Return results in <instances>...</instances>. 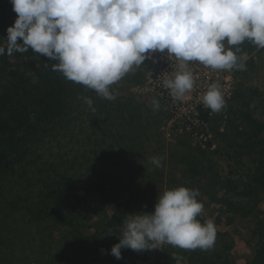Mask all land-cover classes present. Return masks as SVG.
<instances>
[{"label": "clouds", "instance_id": "clouds-1", "mask_svg": "<svg viewBox=\"0 0 264 264\" xmlns=\"http://www.w3.org/2000/svg\"><path fill=\"white\" fill-rule=\"evenodd\" d=\"M16 14L6 29L7 50L0 56L29 52L48 58L53 70L67 80L116 99L111 88L153 53L176 58L178 70L163 80L175 100L194 87L190 62L213 70H245L236 53L245 41L264 49V0H10ZM4 40V39H3ZM234 48V50H233ZM49 63H45L48 67ZM91 107L93 101L82 98ZM203 104L213 112L225 106L219 86L209 85ZM159 110V100H152ZM150 162L161 166L160 157ZM198 189L183 186L165 190L151 213L128 214L122 237L110 249L117 260L121 250L156 249L167 243L185 250H210L216 226L198 217L203 204ZM104 251L103 249L101 250Z\"/></svg>", "mask_w": 264, "mask_h": 264}, {"label": "trees", "instance_id": "trees-1", "mask_svg": "<svg viewBox=\"0 0 264 264\" xmlns=\"http://www.w3.org/2000/svg\"><path fill=\"white\" fill-rule=\"evenodd\" d=\"M15 19L10 0H0V46L5 50L7 45L2 35ZM238 47L241 51L236 54L240 57L242 52L248 54L255 50L251 41ZM45 63H49L48 67ZM51 63L55 62L31 50L0 56V195L5 192L12 205L10 208L19 209L25 223L36 231L38 238L33 237L32 248L41 251L49 248V251L52 248L49 241L55 238L69 254L63 258L68 264H123V249L120 260L110 254V249L118 243L127 215L134 214V209L139 211L142 204L137 206L132 195L129 206L121 210L117 205L101 230L89 232L99 208L93 198H103L108 192L104 200L117 203L122 181L101 168L99 146L105 141L104 137L110 136L99 124L97 130L94 127L89 132L84 127L82 108L86 103L82 98L93 101L94 109L88 114L95 119L101 97L94 90L64 78L62 73L53 70ZM113 109L110 113L122 118L123 113ZM202 117L206 121L210 119ZM250 128L253 132L247 139L248 148L256 159L243 189L248 200L257 194L264 197V138L259 137L264 129L255 123ZM113 135L112 132L111 137ZM120 136L125 141L126 136ZM87 142L94 148L89 167L86 165ZM18 167H21L19 174L16 173ZM201 168L199 162L188 165L187 171L194 176ZM13 175L18 176L13 178ZM4 178L10 180L4 182ZM190 182L188 184L194 185V181ZM108 186L111 187L107 191ZM223 205L228 212L224 218L227 224H232L235 218L255 214L248 202L243 205L224 201ZM198 219L204 223L200 216ZM248 238L252 257L243 263L224 254L226 247L209 253L167 244L158 251L154 264H264V212L250 229ZM1 248H7L2 235L0 257H5Z\"/></svg>", "mask_w": 264, "mask_h": 264}, {"label": "rangeland", "instance_id": "rangeland-1", "mask_svg": "<svg viewBox=\"0 0 264 264\" xmlns=\"http://www.w3.org/2000/svg\"><path fill=\"white\" fill-rule=\"evenodd\" d=\"M6 37L5 32L2 40L7 45ZM163 54L168 55L165 59L173 57L166 52ZM160 55L162 54L153 53L141 66H135L119 82L112 85L116 99L107 100L101 97V107L96 109L97 113L100 110L97 118L92 119L88 114L93 107L85 104L82 108L86 131L89 132L94 127L97 130L99 127L96 125L99 124L110 137L113 132L114 137H104L105 141L99 146L101 168L106 172L111 171L122 181L117 203L104 200L109 196L108 192L103 198H93L99 208L96 221L89 232L101 230L117 205L121 206V210L126 205L129 206L132 195L136 198L137 206L142 204L139 211L134 209V214L151 213L157 198L165 190L180 186L198 189L197 199L204 208L200 217L204 223L209 219L213 220L216 226V241L208 250L209 253L215 252L216 248L226 247L224 254L237 263H243L252 257L249 231L264 212L263 195L257 194L248 200L243 191L256 159L248 148L250 141L247 142V139L253 132L250 125L259 124L264 129V49L255 45L254 51L248 54L242 52L245 70H231L234 79L233 95L209 119L208 127L214 148L206 149L200 148L183 132L169 131L166 126V102L160 89L163 87V80L171 75L162 71L163 66L153 69V62ZM173 59L176 60L175 57ZM159 68L161 73L158 74ZM154 79L159 83L156 84ZM153 99L159 100V110H153ZM113 108L123 113L122 118L110 113ZM120 135L126 136L125 141ZM259 137L264 138V130L259 133ZM85 149L86 165L89 167L94 148L87 142ZM42 154L44 156L45 152ZM152 157L161 158L160 167L150 162ZM199 162L202 168L192 176L187 167ZM28 167L32 169L31 165ZM20 170L21 167L16 168V173L19 174ZM16 176L18 175H13V178ZM9 180L3 179L4 182ZM190 181H194V185L188 184L192 183ZM110 187H107V191ZM224 201L243 205L248 202L255 214L244 219L235 218L232 224H227L224 218L228 212L223 205ZM10 205L9 198L3 192L0 195V235L7 248H1L5 257H0V264H68L63 258L69 254L55 238L52 242L49 241L52 243L49 251V248L44 251L32 248L33 237L38 238L36 231L25 223L22 212L19 209L13 211ZM122 232L123 228L120 238ZM165 245L167 243L139 253L123 249V264H154L158 251ZM49 254L54 256L48 257Z\"/></svg>", "mask_w": 264, "mask_h": 264}, {"label": "built area", "instance_id": "built-area-1", "mask_svg": "<svg viewBox=\"0 0 264 264\" xmlns=\"http://www.w3.org/2000/svg\"><path fill=\"white\" fill-rule=\"evenodd\" d=\"M167 56L162 54L158 57L159 61L155 59L153 69L163 66L162 71L165 73L167 71L166 74L171 75V78L178 70V63L173 57L165 59ZM189 68L193 72L195 83L193 89L182 100L173 99L168 89L164 87L160 89L166 102V126L169 131L183 132L202 149L214 148V145L211 144L212 134L208 127L209 121L202 117L211 118L214 112L203 104L202 97L209 85L215 83L219 86L226 105L233 95V74L231 70H213L195 61L190 62ZM159 73H161L160 68L158 69ZM154 82L159 83L156 79Z\"/></svg>", "mask_w": 264, "mask_h": 264}]
</instances>
